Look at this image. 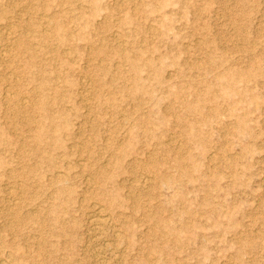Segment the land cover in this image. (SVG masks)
<instances>
[{"label":"rangeland","instance_id":"rangeland-1","mask_svg":"<svg viewBox=\"0 0 264 264\" xmlns=\"http://www.w3.org/2000/svg\"><path fill=\"white\" fill-rule=\"evenodd\" d=\"M0 264H264V0H0Z\"/></svg>","mask_w":264,"mask_h":264},{"label":"bare ground","instance_id":"bare-ground-1","mask_svg":"<svg viewBox=\"0 0 264 264\" xmlns=\"http://www.w3.org/2000/svg\"><path fill=\"white\" fill-rule=\"evenodd\" d=\"M108 219L102 213V209L99 207L94 208L92 214L90 215L89 222L94 227V229L98 232L103 225L107 223ZM97 232H95L97 234ZM94 233V234H95ZM101 233V231H100ZM99 234V233H98Z\"/></svg>","mask_w":264,"mask_h":264}]
</instances>
